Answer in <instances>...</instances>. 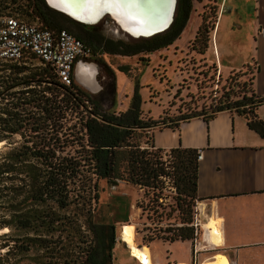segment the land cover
<instances>
[{
    "label": "trees",
    "instance_id": "16d2710c",
    "mask_svg": "<svg viewBox=\"0 0 264 264\" xmlns=\"http://www.w3.org/2000/svg\"><path fill=\"white\" fill-rule=\"evenodd\" d=\"M6 10L38 20L42 27L66 28L90 44L95 53L131 56L172 44L190 19L192 0H177L170 27L132 45L104 39L89 30L96 25L76 22L50 8L45 0H0V14ZM202 26L196 30L194 42L202 39L206 46L208 30L203 31ZM1 70L7 73L0 77V97L5 100L0 106V142L6 141L0 151V248L5 249L0 264L13 254L31 264H114L115 223L101 221L97 215L100 180L110 186L125 181L144 189L146 196L151 193L148 204L140 206L142 213L147 207L155 208L164 190L172 189L174 207L170 211H177L179 223L160 226L143 238L150 242L193 240V212L199 199L197 150L155 148L150 131L174 128L193 117L209 120L229 110L242 115L248 127L264 138V121L257 114L264 96L253 91L250 78L249 87L239 96L230 98L228 92L213 106L176 118L159 115L154 119L143 114L137 86L126 110L111 109L116 101V78L110 68L98 95L74 81L62 84L47 65L5 63ZM59 95L61 105L56 100ZM107 95L109 109L102 107ZM80 109L85 113L78 118L85 139L79 138L75 143L80 148L69 154L66 123Z\"/></svg>",
    "mask_w": 264,
    "mask_h": 264
},
{
    "label": "rangeland",
    "instance_id": "374dc122",
    "mask_svg": "<svg viewBox=\"0 0 264 264\" xmlns=\"http://www.w3.org/2000/svg\"><path fill=\"white\" fill-rule=\"evenodd\" d=\"M251 2L250 0H192L190 19L172 44L151 53L142 52L131 56L96 51L90 60L91 63H86L95 67L94 83L96 84L89 85L80 79L79 64L75 67L72 82L74 81L92 95H98L105 86L108 76L107 68H110L116 78V101L111 108L110 96L107 95L108 99L102 103V107L111 108L117 112L126 110L137 86L142 100L143 114L152 118H158L159 115L176 118L179 114L190 112L193 109L200 110L203 107L213 106L228 92L230 98L239 96L249 87L248 72L239 67L225 74L219 73L214 62L216 58L215 36L217 32L218 40L226 41L230 50L235 53L232 60H235L237 64L240 63L243 57L239 51L241 45L244 47L249 43L246 36L249 31V21L253 15ZM24 19L27 20V18ZM28 21L34 20L28 19ZM93 25H96V28H89L90 31L118 44L132 45L140 39L121 31L108 15ZM201 25H203V31L208 30L206 46L202 39L194 42L196 30ZM209 46H211L210 50ZM31 62L32 66H40L38 59H33ZM121 68L127 69L123 71L120 70ZM4 73L7 71L1 70L0 77ZM81 82L88 84L89 86H86L89 88ZM50 86L54 88L55 85ZM107 90L109 91L108 88ZM60 98L61 95L56 100L61 105ZM3 101L5 100L0 97V106ZM80 111L81 109L76 110L74 115H70V120L66 123L65 133L71 144L67 148L69 154H76V150L80 148L75 143L77 140L80 141L79 138L85 139L84 131L78 123V118L85 113H80ZM16 139L20 138L17 136ZM4 144L0 146V151L4 149ZM98 193L97 215L99 219L113 222L116 226L114 264H120L122 260H128L125 264H140L139 260L132 258L127 244L123 241L122 229H126L135 238L139 247H149L153 241L163 240L154 239L150 242L147 237L143 238V236L152 234V232L156 233L155 229L160 226L164 228L167 225L179 223L177 211H170V206L174 207L172 189L164 190V195L159 199L156 207L152 209L147 207L143 213L140 206H146L149 198L152 199V195L150 193L146 196L144 189L138 186L125 181H119L117 185L110 186L105 180H100ZM152 203L155 202L149 204ZM4 251V248H0V256ZM1 262L2 264H31L28 259L21 260L15 254Z\"/></svg>",
    "mask_w": 264,
    "mask_h": 264
},
{
    "label": "crops",
    "instance_id": "0c3cea01",
    "mask_svg": "<svg viewBox=\"0 0 264 264\" xmlns=\"http://www.w3.org/2000/svg\"><path fill=\"white\" fill-rule=\"evenodd\" d=\"M250 1L249 43L241 45V62L232 60L235 53L226 41L218 40L217 32L214 62L221 74L244 68L253 91L264 96V0ZM257 114L264 121V104ZM150 133L155 148L185 147L203 153L198 160V236L153 241L149 248L154 264H206L216 255L225 259L209 264H264V138L248 127L242 115L229 110L209 120L193 117Z\"/></svg>",
    "mask_w": 264,
    "mask_h": 264
},
{
    "label": "built area",
    "instance_id": "2783aa9c",
    "mask_svg": "<svg viewBox=\"0 0 264 264\" xmlns=\"http://www.w3.org/2000/svg\"><path fill=\"white\" fill-rule=\"evenodd\" d=\"M261 33L264 34V28ZM94 55L90 44L66 28L42 27L37 20L28 21L13 10L0 14V66L5 63L29 65L34 56L40 65L50 67L59 82L70 85L75 62ZM202 157V150H198L197 160ZM198 213L196 202L193 212L195 238L201 224Z\"/></svg>",
    "mask_w": 264,
    "mask_h": 264
},
{
    "label": "water",
    "instance_id": "95a60500",
    "mask_svg": "<svg viewBox=\"0 0 264 264\" xmlns=\"http://www.w3.org/2000/svg\"><path fill=\"white\" fill-rule=\"evenodd\" d=\"M100 0H45L46 4L72 20L93 25L108 15L117 24L119 29L133 38H148L167 30L174 20L177 0H109L111 4L102 5ZM115 8L120 16L133 31L124 28L112 16L108 9ZM92 10V11H90ZM84 12L96 13L92 20H84ZM84 85V84H83ZM86 86V85H85ZM89 88L88 86H86Z\"/></svg>",
    "mask_w": 264,
    "mask_h": 264
},
{
    "label": "bare ground",
    "instance_id": "6f19581e",
    "mask_svg": "<svg viewBox=\"0 0 264 264\" xmlns=\"http://www.w3.org/2000/svg\"><path fill=\"white\" fill-rule=\"evenodd\" d=\"M105 4H111V3L109 0H100L98 2L97 7L100 8L102 5H105ZM108 9L111 11L112 16H114L124 28L133 32L128 27L127 23L120 16L117 15V12H116L117 10L115 8L110 6ZM90 11H92V10H90ZM95 15H96L95 12L94 13L84 12V15L82 16V18L84 20H92L94 17H96ZM95 75H96V70H95L94 66L91 68L85 64L81 65L80 76H81L82 81L88 83L89 85H95L96 84V82L94 83ZM81 83H83V82H81ZM86 83H83V84L88 85ZM3 144H4V142H0V146ZM121 231H122L121 237H122L123 241L127 244L128 248L130 250L131 256L136 258L137 260H139L142 264H154V262L151 259L150 248L148 246L139 247L136 244L135 238L126 229H122ZM224 259H225L224 256L216 255L214 259L207 260L206 264L218 263V262L223 261Z\"/></svg>",
    "mask_w": 264,
    "mask_h": 264
},
{
    "label": "flooded vegetation",
    "instance_id": "af4514ba",
    "mask_svg": "<svg viewBox=\"0 0 264 264\" xmlns=\"http://www.w3.org/2000/svg\"><path fill=\"white\" fill-rule=\"evenodd\" d=\"M96 54V53H95ZM92 57H89V58H83V59H80L79 61L75 62V65H74V70H75V67L79 64L80 66L83 65V63H85V65L89 66V67H93V65L91 64H86V63H91L90 60H91ZM81 63V64H80ZM81 68V67H80ZM79 71V70H78ZM80 76V74H79ZM81 79V78H80Z\"/></svg>",
    "mask_w": 264,
    "mask_h": 264
}]
</instances>
